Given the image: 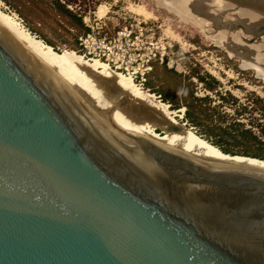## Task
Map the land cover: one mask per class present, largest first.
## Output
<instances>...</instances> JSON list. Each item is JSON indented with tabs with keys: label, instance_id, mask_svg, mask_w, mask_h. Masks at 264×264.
Masks as SVG:
<instances>
[{
	"label": "water",
	"instance_id": "obj_1",
	"mask_svg": "<svg viewBox=\"0 0 264 264\" xmlns=\"http://www.w3.org/2000/svg\"><path fill=\"white\" fill-rule=\"evenodd\" d=\"M0 264H264V172L140 139L0 20Z\"/></svg>",
	"mask_w": 264,
	"mask_h": 264
},
{
	"label": "rangeland",
	"instance_id": "obj_2",
	"mask_svg": "<svg viewBox=\"0 0 264 264\" xmlns=\"http://www.w3.org/2000/svg\"><path fill=\"white\" fill-rule=\"evenodd\" d=\"M45 1L52 3L54 0ZM60 1L66 4L70 3L69 9L76 12L82 21L89 12H95L101 16L100 18L105 23L104 32L110 36L115 33L118 27L133 22L135 19L146 22L149 37L162 39L163 43L170 45L164 60L169 68L187 74L190 70L189 67L198 66L201 73L211 74L221 83L219 91L223 94L227 91L235 97L237 99L235 105L247 107L241 113L243 116L240 117V121L247 124L249 121L256 123V119H259L261 127L264 129L261 112L252 103L255 97L264 100V18L251 21L250 17L238 12L239 3H227L225 6L216 3L192 4L196 8L197 5L207 4L211 7L213 5L212 12L207 11L206 8H198L201 10L198 12L201 15L198 18L203 20L200 23L206 26V29L203 26L200 29L178 14L173 5L174 0H163V2L162 0ZM253 4L264 10V3ZM99 8L103 9V14L99 13ZM0 12L9 15L22 28L26 29L24 19L3 0H0ZM192 21L195 22L193 19ZM43 28L47 35L55 38L49 26L46 25ZM216 35L224 36L227 44L226 42L224 45L218 43ZM226 45L229 47L227 48ZM62 50L64 51V49ZM196 94L204 96L209 93L205 92L199 84ZM211 96L214 104L220 103L217 97L213 94ZM159 102L158 98L149 97L147 105L150 103L149 106H152ZM222 109L230 116L235 115V108L224 107ZM169 113L179 125L194 133V130L182 122L183 110L173 113L169 111ZM155 131L162 134L158 129Z\"/></svg>",
	"mask_w": 264,
	"mask_h": 264
},
{
	"label": "trees",
	"instance_id": "obj_3",
	"mask_svg": "<svg viewBox=\"0 0 264 264\" xmlns=\"http://www.w3.org/2000/svg\"><path fill=\"white\" fill-rule=\"evenodd\" d=\"M25 21V30L32 36L51 47L55 52L61 49L82 55L79 37L89 32L82 18L69 9L70 3L54 0H3ZM49 26L55 38L44 32L43 26ZM187 74L169 68L166 62L155 60L151 71L146 76L144 89L149 94L168 105L169 111L183 110V123L194 130L200 138L229 156H240L264 161V129L259 119L257 122L244 123L240 119L247 107L235 105L237 99L229 92L218 90L221 83L200 68L189 67ZM195 80V81H194ZM209 93L204 96L196 94L198 85ZM213 94L220 100L214 104ZM254 107L260 110L264 122V100L253 99ZM235 108V115L230 116L222 108ZM240 110V111H239ZM241 117V118H240Z\"/></svg>",
	"mask_w": 264,
	"mask_h": 264
},
{
	"label": "bare ground",
	"instance_id": "obj_4",
	"mask_svg": "<svg viewBox=\"0 0 264 264\" xmlns=\"http://www.w3.org/2000/svg\"><path fill=\"white\" fill-rule=\"evenodd\" d=\"M173 2L178 14L200 29H202V26L206 29V26L200 23L202 19L199 20L198 17L201 15L198 12H201V10L198 8H206L207 11L212 12L213 5L212 7L207 4L200 5L201 7L197 5V8L193 6L198 3H216L223 6L227 3H239V5L237 4L238 12L250 17L251 21L264 18V10L253 4L264 3V0H174ZM99 13L103 14L102 8H99ZM0 20L4 21V27L13 28L43 57L49 59L110 118L140 139L180 156L264 172V161L222 155L223 153H220L217 148L211 146L206 140L179 125L170 116L168 105L165 103L160 101L152 106H149L150 103L147 105L148 98L153 97V95L147 91L143 92V89L136 86L131 79L121 73L109 70L99 61H88L73 51L55 52L51 47L32 36L7 14L0 12ZM215 38L218 43L224 45L226 42L227 44L224 36L216 35ZM157 129L162 134L157 133L155 131Z\"/></svg>",
	"mask_w": 264,
	"mask_h": 264
},
{
	"label": "built area",
	"instance_id": "obj_5",
	"mask_svg": "<svg viewBox=\"0 0 264 264\" xmlns=\"http://www.w3.org/2000/svg\"><path fill=\"white\" fill-rule=\"evenodd\" d=\"M83 22L89 32L78 39L83 51L81 56L88 61L101 62L109 70L121 73L145 90L144 83L151 71V63L155 60L164 62L170 45L163 43L162 39L149 37L144 21L135 19L123 24L112 36L104 32L105 23L95 12H89Z\"/></svg>",
	"mask_w": 264,
	"mask_h": 264
}]
</instances>
